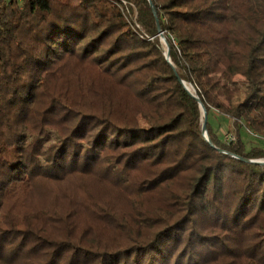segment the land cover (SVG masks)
<instances>
[{
    "label": "trees",
    "instance_id": "1",
    "mask_svg": "<svg viewBox=\"0 0 264 264\" xmlns=\"http://www.w3.org/2000/svg\"><path fill=\"white\" fill-rule=\"evenodd\" d=\"M242 126L264 0H0V264H264Z\"/></svg>",
    "mask_w": 264,
    "mask_h": 264
},
{
    "label": "rangeland",
    "instance_id": "2",
    "mask_svg": "<svg viewBox=\"0 0 264 264\" xmlns=\"http://www.w3.org/2000/svg\"><path fill=\"white\" fill-rule=\"evenodd\" d=\"M167 47V44L164 42ZM237 83L240 88H243L246 81L242 77H237ZM194 94V93H193ZM210 120L213 124L215 131L221 136L225 141H229L232 138L233 127L229 124L228 119L217 112L213 111L210 115ZM242 136L244 141L246 142L248 150L253 146H261L264 147L263 138L256 135L253 132H250L245 126L241 128ZM50 139L54 140V135L51 134Z\"/></svg>",
    "mask_w": 264,
    "mask_h": 264
},
{
    "label": "water",
    "instance_id": "3",
    "mask_svg": "<svg viewBox=\"0 0 264 264\" xmlns=\"http://www.w3.org/2000/svg\"><path fill=\"white\" fill-rule=\"evenodd\" d=\"M163 34V33H161ZM162 41L165 42L167 44V41L164 37H162ZM167 59L169 62H171V59H170V55H169V48H168V51H167ZM182 84L184 85V87L187 89V91L190 93V94H193L187 87V83L182 81ZM201 109H202V113H203V118H204V122H203V133L204 135L207 137V131H206V127H207V121H208V113H207V110L206 108L204 107L203 104H201ZM252 162H256V163H260V164H264V161H252Z\"/></svg>",
    "mask_w": 264,
    "mask_h": 264
},
{
    "label": "bare ground",
    "instance_id": "4",
    "mask_svg": "<svg viewBox=\"0 0 264 264\" xmlns=\"http://www.w3.org/2000/svg\"><path fill=\"white\" fill-rule=\"evenodd\" d=\"M187 87L192 93L195 94L194 88L191 85L187 84Z\"/></svg>",
    "mask_w": 264,
    "mask_h": 264
}]
</instances>
